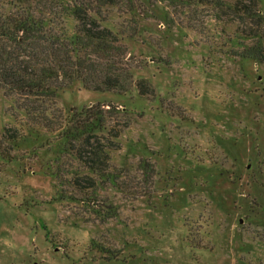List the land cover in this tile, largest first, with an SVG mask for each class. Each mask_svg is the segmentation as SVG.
<instances>
[{
    "label": "rangeland",
    "instance_id": "obj_1",
    "mask_svg": "<svg viewBox=\"0 0 264 264\" xmlns=\"http://www.w3.org/2000/svg\"><path fill=\"white\" fill-rule=\"evenodd\" d=\"M235 1L106 7L122 93L78 80L53 97L0 87V264H264V59L245 53L264 48V0H243L256 17ZM97 104L115 183L63 136ZM27 107L47 118L30 121Z\"/></svg>",
    "mask_w": 264,
    "mask_h": 264
},
{
    "label": "trees",
    "instance_id": "obj_2",
    "mask_svg": "<svg viewBox=\"0 0 264 264\" xmlns=\"http://www.w3.org/2000/svg\"><path fill=\"white\" fill-rule=\"evenodd\" d=\"M119 0H5L0 9V87L24 98L56 96L60 89L78 80L91 90L128 89V78L117 68L123 46L117 44L119 33L103 25L104 9ZM183 7L198 3L226 6L228 0H169ZM228 7L246 16L256 17L254 3L236 0ZM233 11V12H234ZM246 56L261 61L264 48L257 41L246 47ZM142 80V87L145 83ZM144 89V88H143ZM110 106V105H109ZM112 107V106H110ZM104 105L81 109L64 128L67 145L79 142L77 156L84 167L101 180L115 183L111 172L108 143L96 133L104 127ZM24 115L32 122L45 120L42 112L29 107ZM45 118V119H43ZM113 135L117 136L116 132ZM109 141L111 138L108 137ZM103 143V144H102ZM82 176L75 177V185ZM96 187L94 178H87Z\"/></svg>",
    "mask_w": 264,
    "mask_h": 264
}]
</instances>
